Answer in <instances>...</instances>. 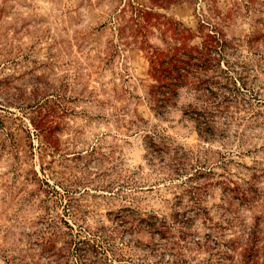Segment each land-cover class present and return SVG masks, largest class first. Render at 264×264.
I'll use <instances>...</instances> for the list:
<instances>
[{"label":"rangeland","instance_id":"374dc122","mask_svg":"<svg viewBox=\"0 0 264 264\" xmlns=\"http://www.w3.org/2000/svg\"><path fill=\"white\" fill-rule=\"evenodd\" d=\"M0 264H264V0H0Z\"/></svg>","mask_w":264,"mask_h":264}]
</instances>
